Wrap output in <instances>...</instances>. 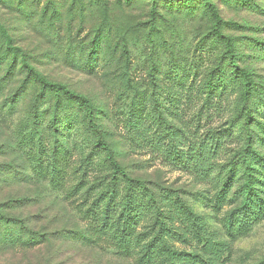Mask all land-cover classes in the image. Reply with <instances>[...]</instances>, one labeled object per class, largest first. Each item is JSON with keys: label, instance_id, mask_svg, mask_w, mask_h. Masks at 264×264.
<instances>
[{"label": "rangeland", "instance_id": "obj_1", "mask_svg": "<svg viewBox=\"0 0 264 264\" xmlns=\"http://www.w3.org/2000/svg\"><path fill=\"white\" fill-rule=\"evenodd\" d=\"M206 1L220 15L222 39ZM206 1L0 0V221L11 220L3 225L15 236L13 248L0 246V264H144L155 223L180 235L169 245L200 264H264V205L240 212V170L225 183L250 144L260 159L251 161L264 202V0ZM225 41L249 75L247 103L222 58ZM22 60L87 101L95 128L80 99L48 90ZM55 113L57 134L50 128ZM156 131L165 136L157 144ZM52 135L65 152L54 186L46 180L49 158L35 161L37 149L51 148ZM98 135L161 210L158 222L151 208L133 222L124 247L97 227L91 211L101 217L105 202H97L112 191L119 207L123 201V185L113 183L94 148ZM189 144L211 153L198 174L181 162Z\"/></svg>", "mask_w": 264, "mask_h": 264}, {"label": "trees", "instance_id": "obj_2", "mask_svg": "<svg viewBox=\"0 0 264 264\" xmlns=\"http://www.w3.org/2000/svg\"><path fill=\"white\" fill-rule=\"evenodd\" d=\"M154 1V0H152ZM206 1V0H203ZM172 2V1H171ZM205 7L212 13V17L214 20V32L217 39H222L221 36V25L222 20L220 18V15L218 14L215 6L210 3V1L205 2ZM5 37V36H4ZM6 38V37H5ZM7 43H9L8 38H6ZM14 52H17L16 50ZM223 59L226 58V61L230 64V68H232V74L236 81L239 82L240 86L243 88V101L247 103L249 96L252 93V84L249 78V75L240 69L238 66L236 59L233 55V47L230 42L225 41V48L223 53ZM22 68L30 73L33 77V79L39 81L44 87H46L48 90L53 91H60L62 92V95L66 99H80L81 102H83L86 110V114L89 115V123L92 127H94V124L92 122L93 115L91 113V107L87 101H82L81 97H78L74 95L73 93L68 92L65 88L61 87L60 85L53 84L50 82L45 81L42 77H40L34 70L27 66L22 60L21 64ZM211 83L209 82L206 89L211 91ZM152 101L154 105V110L156 114L157 119H161L162 113L159 109L156 108L157 106V97H155L154 94H152ZM251 109L247 108L245 110V121L243 123V129L245 132H248V122L251 120ZM57 114L55 113L53 116V120L51 122L53 127H50L53 130V133L57 134L58 132L61 133V130L56 129L57 123ZM95 128V127H94ZM34 135H36V145L37 143L42 146V143L40 141V135L37 134V131L35 129ZM248 137L250 134H246ZM155 142L156 144L162 141L165 136L160 131H156L155 135ZM53 138V143L49 151L45 149H37L35 158L36 163L40 162V159L43 158V156H47L48 159V182L54 185H59L60 180L59 176L61 171L59 170L58 162L59 157H61L63 154H65L63 148L58 144L56 141L54 135L51 136ZM248 144V143H247ZM94 148H97L99 152L104 154V159L108 163L110 173H111V179L113 183L119 182L123 185V193H122V203L120 207L117 205V203L114 200V196L112 194L115 193V191L110 192V195L106 196L103 200L97 203L105 202L103 204L100 216H97L98 209L91 210L94 214V220L99 224L97 225L98 228H101L103 230L109 231L111 233V236L116 243V245L120 247L127 246L123 244L124 237H129L133 228V222L140 221L145 218L147 212H149V209L154 210V216L159 221V217H161V210L159 203L157 199L154 198L152 192L147 189V185L145 182L140 179H134L131 177L126 170L123 168V166L120 165V163L116 160L114 157V153L110 145H108L106 142H104L101 137L98 135L96 136V142L94 143ZM185 157H183L181 162L185 164L188 168L193 169L194 172L197 174L200 173V171H204V168H206L207 162L211 159V153H206L205 149L202 145H200L198 148H196L195 145L189 144L187 149L184 151ZM252 158H255V162H260V159L258 156H254L252 153V149L250 144L246 145L244 149L238 154L237 160H235V163L231 166L228 177H226L225 183L230 179V175L232 174V171L234 169H238L241 171L243 180H242V186H241V193H242V206L240 209V212H244L243 214L247 212H253V210H262L264 202L259 199V196L256 193V189L254 186V174H253V168H252ZM210 170L208 169V172ZM164 195H167V193H164ZM181 208L184 209V213H187L185 209V205L181 204ZM11 220L8 219H1L0 221V246H6L8 248H13L14 246V235L8 236L6 235V227L8 225L4 224V222H9ZM158 227L155 228L154 233L152 237L149 238L148 242L145 244V247L143 249L145 257H148L151 261H156L159 259V263L153 262L151 263L148 259H142L146 260V263L144 264H200L201 260H199V257L197 255H186L182 252H179L173 247H171L168 243L169 240H174V236H178V238H181L180 235H177L175 232L171 231L169 228L164 226V223L158 224L155 223ZM11 226V225H10ZM13 226V225H12ZM126 229H129L126 233ZM5 231L3 234H1V231ZM19 230L20 227H19ZM31 232V231H30ZM20 231L18 232V235ZM27 236L34 235V233H25ZM32 237L29 238L27 242H29V245L33 243ZM181 240V239H178ZM131 242H129L128 245H130ZM219 252H222V250H219ZM141 262V261H140ZM143 263V262H141ZM207 264H209L207 262Z\"/></svg>", "mask_w": 264, "mask_h": 264}]
</instances>
